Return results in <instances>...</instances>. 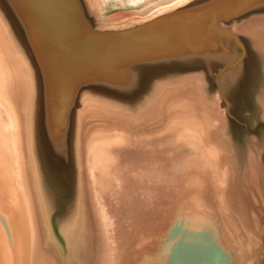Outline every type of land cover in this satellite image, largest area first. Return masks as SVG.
<instances>
[{"label":"water","instance_id":"1","mask_svg":"<svg viewBox=\"0 0 264 264\" xmlns=\"http://www.w3.org/2000/svg\"><path fill=\"white\" fill-rule=\"evenodd\" d=\"M91 1L0 0L29 84L32 205L64 264H81L74 245L89 229L79 204L88 105L87 122L125 121L120 130L138 136L166 129L171 113L183 115L175 100L190 97L205 110L202 137L216 133L229 188L264 194V0H194L118 30L98 27Z\"/></svg>","mask_w":264,"mask_h":264},{"label":"bare ground","instance_id":"2","mask_svg":"<svg viewBox=\"0 0 264 264\" xmlns=\"http://www.w3.org/2000/svg\"><path fill=\"white\" fill-rule=\"evenodd\" d=\"M0 38V43L4 46H0V102L5 104L6 94L8 95L9 89L11 93H13V89L16 91L20 89V91L24 92L25 87L27 89L29 88V84L22 70V65L25 67V61L17 55V51L12 47V42L7 39L6 33L2 28ZM5 52H7V55ZM9 56L11 62L9 61L8 63L5 57ZM11 63L13 64L11 65ZM25 78L27 86L25 84ZM185 97L186 99L178 98L174 102L175 109L182 108L181 111L184 114L173 116L171 113L170 118L168 117V120L162 126L166 129L160 128L148 131L147 128L143 129L142 135L138 136L134 133L136 132L134 130V134L129 138L118 137L117 142L124 143L125 141L129 144L140 142L142 146L149 147L146 151L147 153L143 155L141 160L130 159L129 153L112 148L110 135L104 129L96 130L92 123L87 122V117L91 115V112H89L91 110H88V108H91V105H88L85 108L86 110L84 109L83 139L87 143V151H89V154L92 153V150L93 152L96 151L95 147L98 144L100 150L98 149L96 151L98 152L97 155L94 156L92 154V159L94 162L99 161L103 173L99 181L97 178H94L93 185L100 187V192L102 193L101 200L106 204L112 203L116 199L118 200L116 188L122 186L123 191L121 193L123 194L119 196L122 206L111 209L107 216L103 215V217H100V214L98 215L97 213L96 215L94 207L90 205L92 204L91 196L82 187L83 189L79 194V204L80 209L83 208L86 214L89 229L87 228L88 233L85 234L84 242L81 244L78 241L74 245L75 253H77L81 264H135L136 254L134 251V242L142 231L159 227L160 222L161 224L164 223L167 225L170 219L176 216H178L177 218L183 216L189 217L186 213L184 215L180 213L182 208L177 212L176 209L182 203V196L175 195V193L171 196V199L168 198L166 200L167 206L165 209L152 210L149 207L152 201L151 196L145 197L142 203L139 204V201H137L128 188L131 180L124 174L126 167H132L133 169L140 167L144 174L140 180L134 182L135 184L140 183L146 185L148 181L152 182L155 180L166 188H173L174 191L176 190L175 192L195 186L192 182L186 181L187 173L185 172L193 170L191 162L189 165L187 164L191 159H184L183 161L182 157L187 156L183 151L184 149L182 150L180 147L168 144L170 141L169 131H178L177 126L184 129L185 135L189 133L186 137L183 135L184 141H191L195 138L199 139L203 136L202 132H205L206 123L203 117L205 110L201 106L197 107L190 100V97ZM8 109L12 113L9 106ZM9 118L5 126L14 125L18 129V122L15 121L13 113ZM215 120V118L211 117L209 122L214 125L216 124ZM123 122H116L117 124L114 128L120 129L127 127V122ZM131 129L133 130V127ZM209 133H212L209 135L210 139L215 141L214 138L217 137L216 133L214 131ZM16 140L18 141L19 139L16 137ZM16 140L14 143L15 146L17 144ZM213 146L215 145L213 144ZM9 149V143L5 136H3L0 138V264H64L60 259L58 249L49 241L47 234H42L39 222L40 218L37 216L38 213L35 214L38 210L32 205V194L30 188L27 186V174L21 161L22 152L17 153V150L14 149V152L11 153ZM180 162L183 165H180ZM147 169H149L148 172ZM154 171L156 172L154 173ZM16 182L20 186L18 189L15 186ZM85 183L86 181H84L83 186L88 188L87 183ZM19 193L20 198L17 195ZM10 203L15 205V209L10 208ZM3 218L7 221L11 229L13 235L11 241L6 236L7 233L2 223ZM99 221H106L107 224H111V221H116L115 231L120 240L117 246L118 249L113 248L111 250V246L106 245L105 241L103 242V237L101 243H98L97 239L95 241V235H98V233L95 234L97 231L96 224ZM100 251L104 254L105 251L108 252V259L105 256L104 258L101 257L102 254ZM111 251L116 255H111ZM132 253L134 254L133 256H127V254Z\"/></svg>","mask_w":264,"mask_h":264},{"label":"rangeland","instance_id":"3","mask_svg":"<svg viewBox=\"0 0 264 264\" xmlns=\"http://www.w3.org/2000/svg\"><path fill=\"white\" fill-rule=\"evenodd\" d=\"M192 1L194 0H98V1L92 0L91 2L93 5H95L94 10H95V15L97 17L96 21L98 23L97 24L98 27L100 29L118 30V29H126L130 27H134L139 24H143L159 16H162L178 8H181L189 4ZM0 46H3V45L0 43ZM6 53L7 52H5V54ZM5 58L8 63L9 61L11 62L10 56L5 57ZM12 64L13 63H11V65ZM10 93L11 91L9 89V92H8L9 98H8V95L6 94L7 97L5 100L6 101L5 104L0 102V138L5 136V138L7 139L9 143V146H10L9 150L11 151V153L14 152V149L17 150V153L18 152L20 153V151L22 152L21 161L23 162V166L27 174V186L31 189L32 185L30 181L31 171L29 170L30 169L29 147H28L27 138H26L27 132H28L27 118H28V114L30 110L29 109L30 100L28 98L29 96L26 91L23 92V91H20V89L16 91L15 89H13V93L11 94ZM8 106L10 110L12 111L13 116L15 117V121L18 122V129H16L14 125L5 126V124L10 119L9 118L10 115L12 114L11 112H9ZM162 116L163 115H160V116L157 115V116H154V118L152 119L158 122L164 119V117ZM92 121L94 122V126L96 130L104 129L110 135L111 137L110 142H112L111 147L116 150H121L125 153H129L130 159L141 160L143 155L147 153L144 150V148H142V146L139 144H133V143L129 144V143H126L125 141L124 143H121L120 141L117 142V140L119 139L118 137L129 138V136L132 135L130 130L128 129L120 130V129L114 128L113 127L114 125L112 126V123H110L111 124L110 125L104 119L99 118V116H96L94 117V119H91V122ZM153 130H156V129H150V131H153ZM186 135L188 136L187 133ZM186 135L184 136L186 137ZM184 136L183 135L175 136L176 140L177 138L180 137L177 142H179L181 148L184 147L183 144H181V142H183ZM16 137L17 139H19L18 141L16 140ZM15 140L17 143L16 146L14 145ZM82 148H83L82 172L84 175V179L88 185V188L85 187V190L88 192L89 196H91L92 204L90 205L94 207L96 215L98 213V215L100 214L99 215L100 217H103V215L107 216V214L109 213L111 209L119 208L122 206L119 196L123 194L121 193L123 191V188L122 186L116 188L117 189L116 194H117L118 200L116 199L112 203L111 202L107 204L104 203V201L101 200L102 193L100 192L101 191L100 187L93 185L94 178H97V180L99 181V178L101 179L103 175L102 168L100 167L99 161L94 162V160L92 159V154L94 156L97 155L98 152L96 151L98 149L100 150V148L97 144L95 147L96 151L93 152L92 150V153L89 154V151H87L88 147H87V143L85 140H83L82 142ZM194 149L195 150L200 149V150L199 152L196 153ZM201 150L202 148L199 147L198 144H195L194 146H192L190 151L187 150L188 155L186 157H194L193 160L187 163L189 165L191 162V166L193 167V170L185 172L187 173L186 181L192 182L195 185L193 186V188H188V189L186 188V189L180 190L179 192H175L176 190L174 191L173 188H166L164 185L159 184L155 180H153L152 182L148 181V184L146 185H142L140 183L135 184L134 182H137L138 180H140L142 178V175L144 174L142 169L140 167L136 169H133L132 167L130 168L126 167V169L124 170L125 171L124 174L127 177H129L131 180L128 188L132 192V195L135 196L137 201H139V204L142 203L145 197L151 196L152 201L149 204V207L152 210H157V209H165V207L167 206L166 200L168 198L171 199V196H173V194L175 193V195L182 196L181 197L182 203L179 205L180 207L176 209L178 212L179 209L182 208L180 210V213H182V215L186 213L187 215H196V216H202V217H216L217 194L218 193L211 192V190L214 189L217 185H222L226 188H229L231 181H232V176L228 168L229 164L228 165L223 164L225 168L222 171H219L221 169L220 165H222V162L218 160L215 161L212 159H208L207 157L209 156L202 154L203 151ZM222 156L224 157L225 155L223 154ZM186 157H182V160L184 161ZM197 157L200 159H196ZM134 160H131V161H134ZM22 162H21V166H22ZM181 162H180V165H183V163L181 164ZM130 165L132 166L131 163ZM196 169H199V170H196ZM148 170L149 169H147V172ZM155 172L156 171H154V173ZM15 186L17 189L20 188L18 182H16ZM17 195L20 198V193ZM12 196L14 195L12 194ZM12 196H10V198H12ZM31 200H32V204L35 205V202H33V198H31ZM10 208L15 209V205L10 203ZM177 217L178 216L174 218L175 219L174 221H176V223L181 221V220H178ZM99 222L96 224L97 231L95 232V234L98 233V235H95L96 237L95 241L97 239L98 243H101V240L103 237V242L105 241L106 245H110L111 250H113V248L118 249L117 246L120 240L115 231L116 224H117L116 221L115 222L111 221V224H107L106 221L105 222L99 221ZM2 223L7 233L6 236L11 241L13 238V235H12L9 225L7 224V221L4 218L2 219ZM170 224L168 226H170ZM167 225H165L164 223L161 224L160 222V226L158 228L153 227L152 230H148V231L145 230L139 234L136 241L134 242V246H135L134 251L136 254L135 264H152V263L155 264V262L159 261L160 258L166 255L165 252H167V247L165 246L166 242L164 240V232H165V229L167 228L166 227ZM182 229L183 227L180 230L176 231V233L177 234L181 233ZM101 254H102L101 257L104 258L105 256V258L108 259V256H107L108 252L105 251V254L101 252ZM110 254L116 255L112 251ZM65 255H66V252H65ZM131 255L133 256L134 254L133 253L127 254V256H131Z\"/></svg>","mask_w":264,"mask_h":264},{"label":"crops","instance_id":"4","mask_svg":"<svg viewBox=\"0 0 264 264\" xmlns=\"http://www.w3.org/2000/svg\"><path fill=\"white\" fill-rule=\"evenodd\" d=\"M177 127L178 131L168 132V144L181 148L177 142L180 137L176 140L175 136L185 133L182 127ZM134 144L142 146L140 142ZM181 144L186 155L187 150L198 144L208 159L219 160V149L207 137L191 141L183 139ZM142 148L145 151L149 149ZM199 150L194 149L196 153ZM185 159L193 160L194 157ZM211 192L218 193L216 217L187 215L189 217L177 218L181 220L177 223L173 217L169 224L173 222L166 226L164 232L166 255L155 264H264V194L250 191L235 193L232 188L222 185H217ZM182 227L181 233L177 234L176 231Z\"/></svg>","mask_w":264,"mask_h":264}]
</instances>
